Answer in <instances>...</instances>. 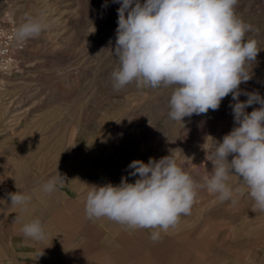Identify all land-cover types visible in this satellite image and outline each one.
Here are the masks:
<instances>
[{"label":"rangeland","instance_id":"1","mask_svg":"<svg viewBox=\"0 0 264 264\" xmlns=\"http://www.w3.org/2000/svg\"><path fill=\"white\" fill-rule=\"evenodd\" d=\"M119 7L112 0H0V20L15 31L26 15H43L48 25L39 37L17 39V64L0 73V219L17 220L23 238V224L41 221L45 240H27L44 264H264V213L252 211L235 176L228 182L238 189L234 206L200 190L191 214L155 242L153 229L86 216L88 186L118 185L136 159L172 155L199 182L196 166L200 174L212 170L206 152L234 127L231 94L218 110L182 124L168 118L171 88L113 89L108 49ZM235 10L253 28L246 37L264 49V0H239ZM251 72L240 88L264 98V50ZM57 171L65 183L48 195L41 185ZM16 191L31 196L26 211L11 205Z\"/></svg>","mask_w":264,"mask_h":264},{"label":"clouds","instance_id":"2","mask_svg":"<svg viewBox=\"0 0 264 264\" xmlns=\"http://www.w3.org/2000/svg\"><path fill=\"white\" fill-rule=\"evenodd\" d=\"M120 4L114 48H110L115 67L109 73L115 91L127 85L157 89L171 88L168 118L183 124L185 117L219 109L231 94L234 127L214 140L206 152L212 170L196 174L178 164L172 155L158 160H133L128 175L118 185L111 182L88 186L84 194L89 219L106 217L132 229H153L150 239L160 238L191 214L200 190L234 206L232 176L246 187L252 211L264 213V98L259 92L240 88L252 79L251 68L261 49L253 31L236 13L239 0H112ZM107 3L102 7L106 8ZM43 15H26L16 29L19 41L36 38L47 28ZM257 35L259 30H255ZM111 44V41H110ZM246 95L241 101L239 97ZM259 104L250 113L247 108ZM229 157H232L229 160ZM128 176L137 177L128 182ZM57 174L41 185L48 195L63 185ZM11 205L26 211L31 196L16 191L8 194ZM22 235L36 242L46 238L39 219L23 224Z\"/></svg>","mask_w":264,"mask_h":264},{"label":"crops","instance_id":"3","mask_svg":"<svg viewBox=\"0 0 264 264\" xmlns=\"http://www.w3.org/2000/svg\"><path fill=\"white\" fill-rule=\"evenodd\" d=\"M35 254L32 244L19 237L17 220L0 219V264H44Z\"/></svg>","mask_w":264,"mask_h":264},{"label":"built area","instance_id":"4","mask_svg":"<svg viewBox=\"0 0 264 264\" xmlns=\"http://www.w3.org/2000/svg\"><path fill=\"white\" fill-rule=\"evenodd\" d=\"M16 31L0 20V73L10 72L17 64V52L21 49Z\"/></svg>","mask_w":264,"mask_h":264},{"label":"bare ground","instance_id":"5","mask_svg":"<svg viewBox=\"0 0 264 264\" xmlns=\"http://www.w3.org/2000/svg\"><path fill=\"white\" fill-rule=\"evenodd\" d=\"M191 247V246H190ZM151 250V249H150Z\"/></svg>","mask_w":264,"mask_h":264}]
</instances>
